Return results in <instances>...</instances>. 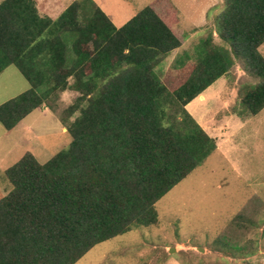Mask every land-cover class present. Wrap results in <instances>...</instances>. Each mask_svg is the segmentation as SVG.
<instances>
[{
    "label": "trees",
    "instance_id": "1",
    "mask_svg": "<svg viewBox=\"0 0 264 264\" xmlns=\"http://www.w3.org/2000/svg\"><path fill=\"white\" fill-rule=\"evenodd\" d=\"M173 4L155 0L117 28L93 0L56 19L36 0L0 3V75L14 65L30 89L0 105L14 130L70 90L72 141L45 163L26 153L5 171L0 264H76L100 243L158 223L155 205L216 150L187 111L236 64L257 80L242 89V119L264 110V0H224L189 76L173 91L158 66L181 40ZM190 59V55H186ZM63 122H65L63 120Z\"/></svg>",
    "mask_w": 264,
    "mask_h": 264
},
{
    "label": "rangeland",
    "instance_id": "2",
    "mask_svg": "<svg viewBox=\"0 0 264 264\" xmlns=\"http://www.w3.org/2000/svg\"><path fill=\"white\" fill-rule=\"evenodd\" d=\"M59 1L68 7L75 0ZM93 1L122 25L155 0ZM170 1L172 29L181 46L156 70L173 91L189 76L197 46L214 33L212 22L224 0ZM213 43L228 50L215 33ZM260 52L264 55V45ZM256 83L236 64L203 92V100L186 107L215 139L216 150L157 202V224L100 243L76 264H264V110L246 119L237 114L242 89ZM30 87L9 66L0 75V105ZM76 97L70 90L63 92L50 102L52 109L35 110L10 132L0 123V198L12 188L5 171L26 153L45 163L68 148L72 137L67 127L79 113L68 118L65 110Z\"/></svg>",
    "mask_w": 264,
    "mask_h": 264
},
{
    "label": "crops",
    "instance_id": "3",
    "mask_svg": "<svg viewBox=\"0 0 264 264\" xmlns=\"http://www.w3.org/2000/svg\"><path fill=\"white\" fill-rule=\"evenodd\" d=\"M4 1V0H3ZM2 1V2H3ZM37 1V7L39 8V11L41 14H45L48 15L49 17L56 19L67 7H64L59 0H36ZM1 3V2H0ZM59 12L58 14H56L54 16L55 13ZM109 17V16H108ZM110 18V17H109ZM110 20L112 21V23L117 27L120 28L123 25H125L126 23L122 24V25H116L113 20L110 18ZM199 98V101L203 100L204 97L203 95L197 97ZM196 98V99H197ZM195 99V100H196ZM192 103V102H191ZM190 103V104H191ZM190 104L187 105V107L190 106Z\"/></svg>",
    "mask_w": 264,
    "mask_h": 264
},
{
    "label": "water",
    "instance_id": "4",
    "mask_svg": "<svg viewBox=\"0 0 264 264\" xmlns=\"http://www.w3.org/2000/svg\"><path fill=\"white\" fill-rule=\"evenodd\" d=\"M172 250H175V249H172Z\"/></svg>",
    "mask_w": 264,
    "mask_h": 264
}]
</instances>
